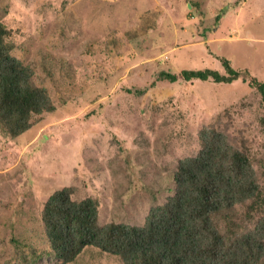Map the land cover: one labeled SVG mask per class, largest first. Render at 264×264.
<instances>
[{
  "label": "rangeland",
  "instance_id": "374dc122",
  "mask_svg": "<svg viewBox=\"0 0 264 264\" xmlns=\"http://www.w3.org/2000/svg\"><path fill=\"white\" fill-rule=\"evenodd\" d=\"M13 54L55 104L17 136L0 129V264H60L40 212L62 186L99 201L98 221L142 224L174 188L204 124L226 128L264 180V108L247 81L158 80L225 69L264 80V0H0ZM130 89L131 91H128ZM139 90H142L139 92ZM68 264H122L88 245Z\"/></svg>",
  "mask_w": 264,
  "mask_h": 264
},
{
  "label": "trees",
  "instance_id": "16d2710c",
  "mask_svg": "<svg viewBox=\"0 0 264 264\" xmlns=\"http://www.w3.org/2000/svg\"><path fill=\"white\" fill-rule=\"evenodd\" d=\"M11 34L0 21V129L14 137L54 111L55 104L47 87L33 79V68L13 54ZM220 60L225 72L183 68L160 70L156 78H241L257 89L264 108V80H247L246 71L226 57ZM197 136V152L180 157L172 171V194L151 206L142 224H101L97 198L75 199L72 186L54 189L40 219L49 251L60 264L73 261L88 245L117 255L122 264H264V180L250 151L216 123L202 125ZM28 250L21 262L35 264L41 254Z\"/></svg>",
  "mask_w": 264,
  "mask_h": 264
}]
</instances>
